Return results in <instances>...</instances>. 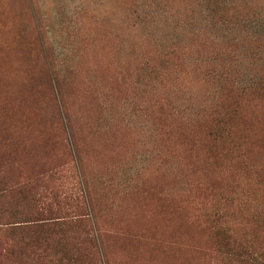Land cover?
Wrapping results in <instances>:
<instances>
[{
    "label": "rangeland",
    "instance_id": "rangeland-1",
    "mask_svg": "<svg viewBox=\"0 0 264 264\" xmlns=\"http://www.w3.org/2000/svg\"><path fill=\"white\" fill-rule=\"evenodd\" d=\"M262 257L264 0H0V264Z\"/></svg>",
    "mask_w": 264,
    "mask_h": 264
},
{
    "label": "trees",
    "instance_id": "trees-1",
    "mask_svg": "<svg viewBox=\"0 0 264 264\" xmlns=\"http://www.w3.org/2000/svg\"><path fill=\"white\" fill-rule=\"evenodd\" d=\"M78 217H80V216H77L76 215V217H75V215L73 216V218H74V220L76 221V222H78V220H79V218ZM59 217H49V218H45L44 219V222L45 223H47V225H52L53 223H56V224H59ZM76 222H74V223H76ZM48 223H50V224H48ZM262 263H264V258L262 257Z\"/></svg>",
    "mask_w": 264,
    "mask_h": 264
}]
</instances>
